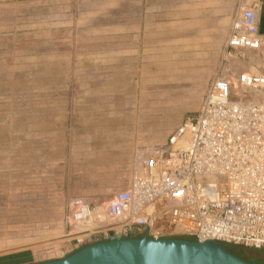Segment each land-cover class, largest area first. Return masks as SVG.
<instances>
[{
    "label": "rangeland",
    "instance_id": "rangeland-1",
    "mask_svg": "<svg viewBox=\"0 0 264 264\" xmlns=\"http://www.w3.org/2000/svg\"><path fill=\"white\" fill-rule=\"evenodd\" d=\"M255 3L0 0V264L149 236L121 235L108 202L198 113L217 77L264 74V44L227 46ZM121 138L131 142L123 163ZM160 227L164 238L178 231ZM227 247L264 264L261 250Z\"/></svg>",
    "mask_w": 264,
    "mask_h": 264
},
{
    "label": "built area",
    "instance_id": "built-area-1",
    "mask_svg": "<svg viewBox=\"0 0 264 264\" xmlns=\"http://www.w3.org/2000/svg\"><path fill=\"white\" fill-rule=\"evenodd\" d=\"M260 45L256 11L244 8L227 46ZM107 212L121 235L142 227L164 238L162 225L178 230L168 238L264 250V74L217 77L198 113L144 154Z\"/></svg>",
    "mask_w": 264,
    "mask_h": 264
},
{
    "label": "water",
    "instance_id": "water-1",
    "mask_svg": "<svg viewBox=\"0 0 264 264\" xmlns=\"http://www.w3.org/2000/svg\"><path fill=\"white\" fill-rule=\"evenodd\" d=\"M36 264H256L215 242L184 238H123L84 246L66 257Z\"/></svg>",
    "mask_w": 264,
    "mask_h": 264
},
{
    "label": "crops",
    "instance_id": "crops-1",
    "mask_svg": "<svg viewBox=\"0 0 264 264\" xmlns=\"http://www.w3.org/2000/svg\"><path fill=\"white\" fill-rule=\"evenodd\" d=\"M255 11L257 14V23H258V30L261 38V44H264V0H256V3L254 4ZM122 136V134H121ZM131 142L127 143L125 141V138L120 139V144L119 147L117 148L119 151V156L117 158V161H120V163H123V161L127 160L128 157L130 156V151H131ZM138 229V231L141 229ZM144 232H147L146 228H143Z\"/></svg>",
    "mask_w": 264,
    "mask_h": 264
},
{
    "label": "trees",
    "instance_id": "trees-1",
    "mask_svg": "<svg viewBox=\"0 0 264 264\" xmlns=\"http://www.w3.org/2000/svg\"><path fill=\"white\" fill-rule=\"evenodd\" d=\"M239 247V246H238ZM228 248V247H227ZM231 252H232V250L230 249V248H228ZM260 252H262V253H264V250H261ZM233 253V252H232ZM238 256V255H237ZM238 257H240V256H238ZM241 258H243V257H241ZM243 259H245V260H247V261H254V260H256V259H254V257H245V258H243Z\"/></svg>",
    "mask_w": 264,
    "mask_h": 264
},
{
    "label": "bare ground",
    "instance_id": "bare-ground-1",
    "mask_svg": "<svg viewBox=\"0 0 264 264\" xmlns=\"http://www.w3.org/2000/svg\"><path fill=\"white\" fill-rule=\"evenodd\" d=\"M166 227H169L170 228V226H166ZM208 241H213V240H210V239H205V240H200L199 242H208ZM216 242V241H215ZM219 243V242H218ZM220 244H222V243H220ZM222 245H224V246H226L227 247V245H225V244H222Z\"/></svg>",
    "mask_w": 264,
    "mask_h": 264
}]
</instances>
